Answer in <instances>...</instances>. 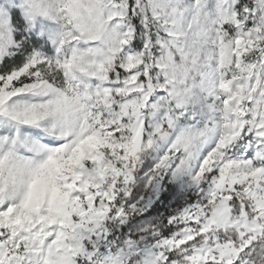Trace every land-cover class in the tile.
Here are the masks:
<instances>
[{
    "label": "snow or ice",
    "instance_id": "obj_1",
    "mask_svg": "<svg viewBox=\"0 0 264 264\" xmlns=\"http://www.w3.org/2000/svg\"><path fill=\"white\" fill-rule=\"evenodd\" d=\"M0 264H264V0H0Z\"/></svg>",
    "mask_w": 264,
    "mask_h": 264
},
{
    "label": "clouds",
    "instance_id": "obj_2",
    "mask_svg": "<svg viewBox=\"0 0 264 264\" xmlns=\"http://www.w3.org/2000/svg\"><path fill=\"white\" fill-rule=\"evenodd\" d=\"M198 124H199V121H197V122L194 123V122L191 120V118H189V119L185 122V127L189 128V129H194V128L197 127ZM195 163H196V161L193 160V166H195Z\"/></svg>",
    "mask_w": 264,
    "mask_h": 264
}]
</instances>
